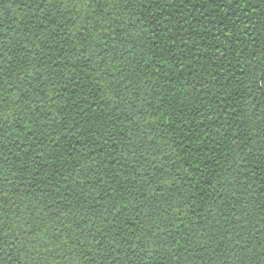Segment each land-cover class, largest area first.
I'll use <instances>...</instances> for the list:
<instances>
[{
  "label": "trees",
  "instance_id": "16d2710c",
  "mask_svg": "<svg viewBox=\"0 0 264 264\" xmlns=\"http://www.w3.org/2000/svg\"><path fill=\"white\" fill-rule=\"evenodd\" d=\"M264 0H0V264H264Z\"/></svg>",
  "mask_w": 264,
  "mask_h": 264
},
{
  "label": "snow or ice",
  "instance_id": "6c2138e0",
  "mask_svg": "<svg viewBox=\"0 0 264 264\" xmlns=\"http://www.w3.org/2000/svg\"><path fill=\"white\" fill-rule=\"evenodd\" d=\"M262 91H264V88H262Z\"/></svg>",
  "mask_w": 264,
  "mask_h": 264
}]
</instances>
